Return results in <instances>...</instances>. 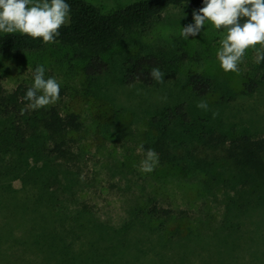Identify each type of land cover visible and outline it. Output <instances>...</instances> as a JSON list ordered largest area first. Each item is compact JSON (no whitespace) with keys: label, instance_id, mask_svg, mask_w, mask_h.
<instances>
[{"label":"rangeland","instance_id":"374dc122","mask_svg":"<svg viewBox=\"0 0 264 264\" xmlns=\"http://www.w3.org/2000/svg\"><path fill=\"white\" fill-rule=\"evenodd\" d=\"M86 1L110 13L138 0ZM196 9H170L146 33L117 43L104 55L111 70L95 80L85 74L89 54L68 46L0 54V78L8 92L22 83L32 86L35 68L43 65L45 78L60 82V99L53 105L64 115H80L83 124L78 134L83 188L74 190L78 201L68 204L65 213L46 202L50 195L43 203L41 192L25 189L18 181L10 191L0 188V264H264V208L236 219L239 228L229 229L224 202H212L183 169L158 163L150 173L139 170L146 153L137 152L143 133L153 117L176 105H188L194 117L208 118L213 128L233 137L264 135V61L255 63L254 52L248 50L239 73H225L216 58L223 33L211 25L195 37H183L192 59L173 79L154 86L121 81L123 63L131 54L182 37V27L194 23ZM190 73L219 80L221 89L197 97L188 82ZM253 82L257 88L251 94L247 86ZM201 101L207 110L197 107ZM82 203L93 213L91 224L79 212ZM154 204L176 212L170 229L197 235L170 242L167 235L157 239L148 228L129 230L128 236L120 231L130 209Z\"/></svg>","mask_w":264,"mask_h":264},{"label":"trees","instance_id":"16d2710c","mask_svg":"<svg viewBox=\"0 0 264 264\" xmlns=\"http://www.w3.org/2000/svg\"><path fill=\"white\" fill-rule=\"evenodd\" d=\"M67 2L71 5L70 21L59 29L56 42L43 43L40 38L20 33L4 34L0 35V54L68 46L89 54L85 74L95 80L111 70L104 55L117 43L136 33H146L168 10L200 8L203 0H138L110 13L86 0ZM185 41L179 36L169 45L131 54L123 63L121 81L125 85L154 86L158 83L150 76L154 67L164 73L163 81L173 79L180 66L192 59ZM188 82L192 92L202 99L221 89L219 80L197 73H190ZM29 87L22 83L8 92L0 78V188L10 191L18 181L25 189L41 192L40 201L65 213L68 204L78 201L74 190L83 188V148L78 135L83 124L80 115H64L57 105L28 109L24 96ZM256 88L257 84L251 83L248 93ZM142 145L144 152L153 149L158 154L160 165L178 167L191 175L212 202L221 199L219 203L224 202L225 211L230 212L226 228H239L236 219L264 208V135L233 137L213 128L208 118L194 117L188 105L180 104L152 118L143 133ZM229 179L235 184L227 183ZM45 195H50L46 202ZM82 204L79 212L85 213L91 224L93 213L86 203ZM175 213L157 204L138 206L128 211L129 218L120 231L128 236L129 230L148 228L157 239L167 235L170 242L197 235L192 230L186 234L180 227L170 229ZM65 248L60 251L65 252Z\"/></svg>","mask_w":264,"mask_h":264},{"label":"clouds","instance_id":"9594fccd","mask_svg":"<svg viewBox=\"0 0 264 264\" xmlns=\"http://www.w3.org/2000/svg\"><path fill=\"white\" fill-rule=\"evenodd\" d=\"M71 5L67 0H0V33L19 32L43 43H54L59 29L70 21ZM194 23L182 27L180 35L195 37L205 25L222 32L216 58L225 72L239 73L247 51L254 52V62L264 61V0H203L202 7L192 13ZM259 45L260 47H256ZM150 76L162 83L164 73L152 68ZM60 82L55 77L45 78V67L38 65L33 72V84L25 93L27 108L38 110L55 104L60 99ZM207 110L206 102L197 104ZM23 111V110H22ZM217 113H213V118ZM137 152H144L143 145ZM159 163V156L148 149L140 161L139 170L150 173Z\"/></svg>","mask_w":264,"mask_h":264}]
</instances>
